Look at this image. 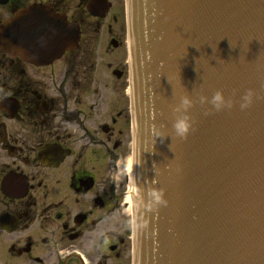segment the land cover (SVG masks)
Returning a JSON list of instances; mask_svg holds the SVG:
<instances>
[{"label": "flooded vegetation", "instance_id": "obj_1", "mask_svg": "<svg viewBox=\"0 0 264 264\" xmlns=\"http://www.w3.org/2000/svg\"><path fill=\"white\" fill-rule=\"evenodd\" d=\"M127 26L126 0H0V264H132Z\"/></svg>", "mask_w": 264, "mask_h": 264}, {"label": "water", "instance_id": "obj_2", "mask_svg": "<svg viewBox=\"0 0 264 264\" xmlns=\"http://www.w3.org/2000/svg\"><path fill=\"white\" fill-rule=\"evenodd\" d=\"M127 6L133 264H264V0ZM216 91L230 108H213ZM181 96L193 101L184 139Z\"/></svg>", "mask_w": 264, "mask_h": 264}, {"label": "clouds", "instance_id": "obj_3", "mask_svg": "<svg viewBox=\"0 0 264 264\" xmlns=\"http://www.w3.org/2000/svg\"><path fill=\"white\" fill-rule=\"evenodd\" d=\"M256 95L253 90L249 89L241 97L240 108L241 110L247 109L253 102V97ZM202 102L207 100L206 97L201 98ZM213 108L216 110H221L223 108H230L231 103L225 100V97L222 92L216 91L210 100ZM193 101L187 96H181L179 104L174 109V112L177 113L173 123L172 128L176 136L184 139L188 136L190 130L192 129L191 118L187 114L188 109L192 107ZM152 196L156 202H161V193L153 191Z\"/></svg>", "mask_w": 264, "mask_h": 264}]
</instances>
